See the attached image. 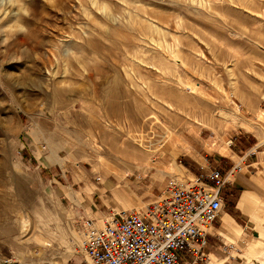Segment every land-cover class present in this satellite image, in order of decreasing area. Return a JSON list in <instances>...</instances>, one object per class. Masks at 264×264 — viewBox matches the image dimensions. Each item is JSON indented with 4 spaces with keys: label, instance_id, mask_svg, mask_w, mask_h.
I'll return each mask as SVG.
<instances>
[{
    "label": "rangeland",
    "instance_id": "rangeland-1",
    "mask_svg": "<svg viewBox=\"0 0 264 264\" xmlns=\"http://www.w3.org/2000/svg\"><path fill=\"white\" fill-rule=\"evenodd\" d=\"M252 149L229 264H264V0H0V264H84V219L143 208L194 151Z\"/></svg>",
    "mask_w": 264,
    "mask_h": 264
},
{
    "label": "built area",
    "instance_id": "built-area-1",
    "mask_svg": "<svg viewBox=\"0 0 264 264\" xmlns=\"http://www.w3.org/2000/svg\"><path fill=\"white\" fill-rule=\"evenodd\" d=\"M237 140L231 138L229 148ZM254 150L226 174L212 163L187 186L171 177L162 194L143 208L102 222L84 219L81 247L88 258L84 264H206L210 229L225 205L223 189L235 171L243 170L241 163L256 154Z\"/></svg>",
    "mask_w": 264,
    "mask_h": 264
},
{
    "label": "crops",
    "instance_id": "crops-1",
    "mask_svg": "<svg viewBox=\"0 0 264 264\" xmlns=\"http://www.w3.org/2000/svg\"><path fill=\"white\" fill-rule=\"evenodd\" d=\"M251 129H252V127H251ZM255 140H256L255 143H257V138ZM244 147L246 148V146H244ZM224 149H227V148L226 147H222L221 149L218 148L217 152L222 153L224 151ZM190 158H191L190 161H188L189 167H187V166L184 167L185 171H187L185 179H184V184L186 186L191 182V180L199 172H201V170L207 171V168L212 163H215L217 165V167L220 170H222V172H224L225 174L228 173V171L230 170L229 168H225L223 166L225 163L224 156L222 158H220V160H218V159H215V158L209 156L208 154L205 155L204 153L202 154V153H199L198 151H194L190 154ZM210 161H213V162H210ZM248 165L249 166H256L259 169L263 168L264 167V156H258V157L253 158L252 160L249 161ZM260 175H261L260 171L254 170L252 173L244 171L238 177L232 175L230 177L229 184L232 183L233 180H231V179H232V177H234L233 179L234 180L236 179V183L238 186L245 187V189L243 190V192L240 196V199L242 198V196L245 193H251L252 192L254 195H256L258 192L257 190H259L258 186L261 183L259 180ZM226 189H227V187L224 188L223 197H225ZM150 195H153V197H156L155 194H150ZM240 199H239V202H240ZM245 200H246V197H244L241 200L242 206H244L243 204H244ZM236 209L242 210L239 207V204L237 205ZM243 210L246 212H250V211H253L254 209H252V207L247 203V204H245V207ZM235 211H237V210H235ZM234 216H235L234 214H228L225 212V210H223L219 216V219L216 221L214 226L210 229V233H209V237H208V245L204 249V251L206 252V254L209 258V260L206 264H229L227 262L228 261L227 259L229 257L227 258L226 255L224 254V252L221 251L219 248H220L222 241H225V239L232 240V242L234 241L236 243H241L242 239L239 240L238 234L236 233V231L238 229H240V227H237L238 221ZM241 229L243 230V232L245 234H248L245 231L244 227H241ZM248 241H249V238H247L245 240V242H248ZM254 249H256V248H254ZM259 257H261V256H259ZM254 261L258 262L257 259Z\"/></svg>",
    "mask_w": 264,
    "mask_h": 264
},
{
    "label": "trees",
    "instance_id": "trees-1",
    "mask_svg": "<svg viewBox=\"0 0 264 264\" xmlns=\"http://www.w3.org/2000/svg\"><path fill=\"white\" fill-rule=\"evenodd\" d=\"M223 191H224V189H223Z\"/></svg>",
    "mask_w": 264,
    "mask_h": 264
},
{
    "label": "bare ground",
    "instance_id": "bare-ground-1",
    "mask_svg": "<svg viewBox=\"0 0 264 264\" xmlns=\"http://www.w3.org/2000/svg\"><path fill=\"white\" fill-rule=\"evenodd\" d=\"M131 154V153H130Z\"/></svg>",
    "mask_w": 264,
    "mask_h": 264
}]
</instances>
